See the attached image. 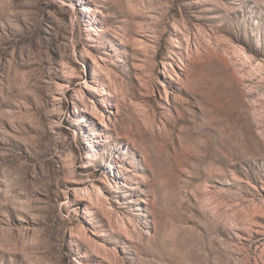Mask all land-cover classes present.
<instances>
[{
    "label": "rangeland",
    "instance_id": "rangeland-1",
    "mask_svg": "<svg viewBox=\"0 0 264 264\" xmlns=\"http://www.w3.org/2000/svg\"><path fill=\"white\" fill-rule=\"evenodd\" d=\"M0 264H264V0H0Z\"/></svg>",
    "mask_w": 264,
    "mask_h": 264
},
{
    "label": "bare ground",
    "instance_id": "bare-ground-1",
    "mask_svg": "<svg viewBox=\"0 0 264 264\" xmlns=\"http://www.w3.org/2000/svg\"><path fill=\"white\" fill-rule=\"evenodd\" d=\"M224 192L231 193V191L229 189H225Z\"/></svg>",
    "mask_w": 264,
    "mask_h": 264
}]
</instances>
